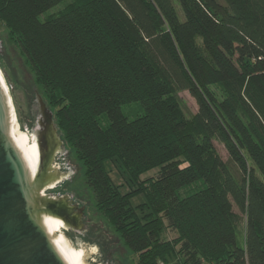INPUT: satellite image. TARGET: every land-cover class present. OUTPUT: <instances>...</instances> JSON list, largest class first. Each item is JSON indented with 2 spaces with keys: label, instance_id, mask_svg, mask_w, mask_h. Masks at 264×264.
<instances>
[{
  "label": "trees",
  "instance_id": "obj_1",
  "mask_svg": "<svg viewBox=\"0 0 264 264\" xmlns=\"http://www.w3.org/2000/svg\"><path fill=\"white\" fill-rule=\"evenodd\" d=\"M64 1L0 0V22L136 264H264V0H79L41 20ZM177 91L195 99L192 117ZM133 103L143 113L130 119Z\"/></svg>",
  "mask_w": 264,
  "mask_h": 264
},
{
  "label": "water",
  "instance_id": "obj_2",
  "mask_svg": "<svg viewBox=\"0 0 264 264\" xmlns=\"http://www.w3.org/2000/svg\"><path fill=\"white\" fill-rule=\"evenodd\" d=\"M1 42L0 264L121 263L112 258L115 251L126 252L121 245L115 247L119 239L110 236L103 223L88 218L90 201L83 203L75 189L66 190L81 167L70 159L74 175L54 167L57 155L67 149L69 157L72 151L36 83L28 75L27 85L17 80ZM33 103L39 114L29 134L21 121L31 120ZM57 192L68 195H53Z\"/></svg>",
  "mask_w": 264,
  "mask_h": 264
},
{
  "label": "rangeland",
  "instance_id": "obj_3",
  "mask_svg": "<svg viewBox=\"0 0 264 264\" xmlns=\"http://www.w3.org/2000/svg\"><path fill=\"white\" fill-rule=\"evenodd\" d=\"M79 0H66L56 6L55 8L49 10L44 15L41 16V20L44 21L48 18L57 16L61 14L62 12L66 11L70 6L77 3ZM178 9L180 10L179 5L177 4ZM0 40L3 42V46L5 47L6 54L9 56L11 67L16 70V77L17 80L22 82L23 85H27V82L25 80L26 75H28L33 82H35V86L37 88L38 93L43 96L42 89L36 82V77L34 72L32 71L29 63L27 62L26 58L21 53L20 49L16 45L8 27L0 22ZM215 93L218 97L224 98L225 96V90L221 87H214L213 88ZM176 97L180 103L181 110L185 114L186 117L190 118L198 111V106L195 101V99L191 96V94L188 91H177ZM46 101V100H45ZM55 113V111L53 110ZM123 112L130 118L134 119L136 117H139L142 115L143 110L139 103H133L129 105H125L123 107ZM101 124L105 125L106 122L104 119H101ZM72 152L69 155V159L73 161L74 164H78L81 169L78 171L80 175H76L77 179H75L72 183H68L66 186V190L68 192H71L75 189L76 194L78 197H82L84 199L82 202L86 203L88 201L89 204L86 206V213H88V218H92L94 224H98L99 222L103 223V228L105 231H108V234L112 237L118 238L119 242L116 243V248H118L121 245V248L124 247L126 252H123L121 255V252L115 251L112 254V258L118 259V264H136L138 261V255L133 254L127 246L124 244L121 236L113 229V227L105 220V218L98 212L96 207V201L95 196L92 191V189L87 186L85 182V167L81 161L77 158L75 151L71 146L66 145ZM216 149L218 153L220 154L222 160L224 162H229V156L227 154V151L225 150L224 146L218 142H215ZM105 167L107 172L109 173L111 180L113 183L117 186H122L123 192H129L131 189V185L128 183V179L123 176L119 170L116 168L115 164L111 161L105 162ZM159 173L158 168H155L153 170H150L146 173H144L141 177L142 181H146L147 179H153L156 178ZM202 187L201 184L193 185L187 189H184L181 191V196H187L190 195L196 191H198ZM53 191V190H51ZM50 191V192H51ZM146 203V199L143 195H137L134 196L131 199V204L133 207H137L141 204ZM235 212H238L237 209H235ZM245 217L242 216L241 225L239 227V240L241 244H244L245 239V230H246V221ZM177 238V234L173 232L170 229H167L165 231V234L163 235L164 240H174ZM176 261L172 260L170 264H175Z\"/></svg>",
  "mask_w": 264,
  "mask_h": 264
},
{
  "label": "flooded vegetation",
  "instance_id": "obj_4",
  "mask_svg": "<svg viewBox=\"0 0 264 264\" xmlns=\"http://www.w3.org/2000/svg\"><path fill=\"white\" fill-rule=\"evenodd\" d=\"M1 53H2V51H1ZM38 114H39V112L36 110L35 104L33 103L32 104L31 120L30 121L27 120L26 123L23 122V121H21L22 122V128H24V126H25L28 129V133L29 134H31L32 132H34V125H35V123L37 121ZM54 167L56 169H58V171L61 172V173H63V174L64 173L67 174L70 171H73V175L75 174L74 173V168L70 164V160H69V157H68L67 149H66V152H65L64 155H57L56 156L55 163H54ZM73 175L70 178H72ZM60 186H62V185H60ZM65 193H59V192H57V194H53V193L52 194L53 195H56V196H58V195L59 196L68 195V194H65ZM73 202H74V200H73ZM74 204H75V202H74ZM106 264H114V263L111 260H107Z\"/></svg>",
  "mask_w": 264,
  "mask_h": 264
}]
</instances>
